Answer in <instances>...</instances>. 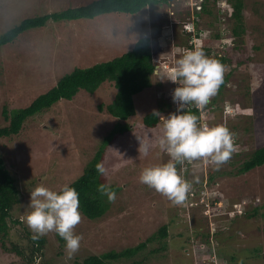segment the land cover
<instances>
[{"label":"rangeland","instance_id":"obj_1","mask_svg":"<svg viewBox=\"0 0 264 264\" xmlns=\"http://www.w3.org/2000/svg\"><path fill=\"white\" fill-rule=\"evenodd\" d=\"M92 1L0 0V34L26 16ZM214 1H209L211 15L196 11L201 0H164L133 15L108 14L83 22L51 20L0 47V126L9 123L5 107L11 110L29 106L65 73L120 56L140 37L152 40L154 62L161 71V76H153L154 87L136 94V114L126 121L129 129L118 133L106 148L103 174L109 184L121 187L113 206L98 220L87 219L81 213L74 232L82 235V240L71 258L66 248L64 254L59 253L55 231L44 234L45 263L73 264L75 257L134 247L168 224L166 239L148 242L138 256L111 264H233L229 258H238L243 264H264V164L239 172L244 161L264 145V0H244L245 28L238 39L231 33L229 1ZM193 19H200L204 26L203 37L220 31L225 38L215 41L213 48L219 50L216 54L227 51L232 57L230 63L222 65L223 78L216 93L199 107L198 124L228 127L234 133L235 151L219 167L207 159L177 162L178 172L185 173L193 190L200 180L207 186L203 192L192 190L188 201L194 202L184 205L173 203L141 183L139 177L145 167L171 159L159 147L158 138L163 134L164 117L176 110L172 91L177 85L163 79L167 78L166 70L186 50L199 47L197 42L191 48V38L183 31ZM114 90L111 82L92 95L82 89L74 99L60 100L31 116L19 134L0 137V155L21 190V202L13 216L21 218L22 223L11 226L8 245L12 240H23L27 228L32 231L25 221L30 211V192L41 184L58 190L78 178L116 127V118L97 110L100 103L113 98ZM153 110L160 113L159 124L148 128L143 117ZM140 141L148 145L147 152L139 149ZM210 175L214 179L209 182ZM217 195L218 204L208 205ZM235 202L243 204L233 212ZM207 238L210 243L205 241ZM145 256L144 262H134ZM0 264H22L21 257L4 250L1 238Z\"/></svg>","mask_w":264,"mask_h":264},{"label":"trees","instance_id":"obj_2","mask_svg":"<svg viewBox=\"0 0 264 264\" xmlns=\"http://www.w3.org/2000/svg\"><path fill=\"white\" fill-rule=\"evenodd\" d=\"M164 0H93L92 2L81 6H70L68 8L44 13L34 14L24 17L20 22L0 34V47L16 40L21 34L36 28L44 27L48 22L52 21H74L82 19H94L102 15L108 14H137L149 5L160 3ZM210 0H201V8L196 11L200 14H213L212 6H209ZM228 15L233 20L231 33L238 39L244 31V0H228ZM214 2H217L215 0ZM221 9L224 11L223 6ZM200 20V19H199ZM199 20H188L193 27V32H185L186 36L198 38V48H202L210 57L215 56L222 65H226L232 61L230 54L226 52L216 54L217 49L213 48V43L217 40H224V36L220 31H216L210 37H203L204 26ZM84 20H82L83 22ZM209 25L205 26L208 27ZM195 43H189L191 48H195ZM239 48L240 45H237ZM237 48V49H238ZM180 53V52H178ZM154 54L152 40L148 36L140 37L134 47L120 56H116L107 61L95 63L92 66H77L71 72L65 73L55 86L47 92L42 93L31 104L25 108L4 109L5 118L9 120L8 124L0 126V137H10L17 135L22 130L25 122L33 115L41 113L62 99H73L82 89L90 95L97 91L106 83L111 82L115 87L113 98L108 102L98 105L99 113L107 112L111 117L117 119L116 127L103 140L100 149L90 159L84 172L76 179H73L69 185L74 187L79 193V211L87 219L98 220L102 218L108 210L113 206L114 200L110 201L107 194L98 191L101 184L110 186V190L118 193L120 186L116 183L109 184L104 174L97 171V164L104 167L105 151L107 146L113 142L118 133H123L129 129L126 122L136 114V94L154 87L152 73L156 69L154 62ZM227 79V78H226ZM225 83L221 84V87ZM220 87V88H221ZM167 107H171V103H167ZM185 111L194 113L198 120L201 116V109L198 106H189ZM160 115H154L153 111L143 117V124L148 128H155L159 124ZM197 120V123H198ZM264 164V145L254 151V153L244 161L239 168L240 173H246L257 166ZM214 179V175H210L209 182ZM200 180L197 183L203 182ZM213 182V181H212ZM198 187L202 185L196 184ZM17 184V178L7 167L5 158L0 155V238L4 250L11 251L21 257L22 264H47L43 261L45 255L44 249L47 238L43 235L34 234L28 228L25 230L23 240L9 243V235L11 226L16 223H22V219L14 217L13 213L17 205L21 202V192ZM191 201H184V205L190 204ZM257 212V211H256ZM264 216V213H263ZM170 226L164 224L158 233H154L146 241L134 247H127L122 250L111 249L102 254H91L89 256L79 258L75 257L73 264H111L114 260L130 259L138 256L143 251L148 242L166 239L169 235ZM59 240V253L64 254L65 241L57 233ZM205 236V235H204ZM210 243V238L205 240ZM165 245H162L164 248ZM264 258V248L262 249ZM143 258H136V263L144 262ZM233 264H243V261L237 258L228 259Z\"/></svg>","mask_w":264,"mask_h":264},{"label":"clouds","instance_id":"obj_3","mask_svg":"<svg viewBox=\"0 0 264 264\" xmlns=\"http://www.w3.org/2000/svg\"><path fill=\"white\" fill-rule=\"evenodd\" d=\"M200 8L201 4L198 9ZM190 25V22L185 24L183 31L193 32L194 27H189ZM197 42L198 38L194 35L191 43ZM223 71L218 60L209 57L202 48H196L186 50L164 73L167 78L163 80L177 85L172 91L176 110L164 117L163 134L158 138L159 147L171 159L167 163L145 167L139 179L141 183L167 196L173 203H183L191 197L194 189L185 173L178 172L177 162L207 159L219 167L235 151L234 133L228 127L199 125L197 116L191 111H185L189 106L202 107L208 103L222 82ZM153 74L161 76L160 68L157 67ZM153 114L160 115L158 110H153ZM139 149L147 152L148 145L140 141ZM96 167L98 172L105 173L102 164H97ZM200 185L202 186H197L193 192H203L207 187L205 181L200 182ZM98 191L107 194L110 201L116 198V193L110 190L109 185L101 184ZM212 199L207 204L217 205L218 195ZM201 203L206 204L205 201ZM243 203L235 202L233 212ZM222 207L223 205L218 207L220 211ZM27 208L30 211L25 221L32 231L38 235L55 231L64 239L67 255L71 258L82 240V235L74 232V226L81 220L77 190L67 183L58 190L38 185L30 192Z\"/></svg>","mask_w":264,"mask_h":264}]
</instances>
